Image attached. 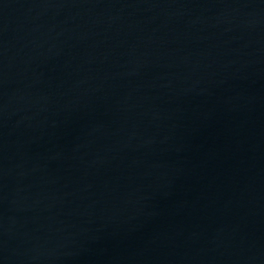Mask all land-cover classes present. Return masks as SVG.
<instances>
[{"label": "water", "instance_id": "1", "mask_svg": "<svg viewBox=\"0 0 264 264\" xmlns=\"http://www.w3.org/2000/svg\"><path fill=\"white\" fill-rule=\"evenodd\" d=\"M0 264H264V0H0Z\"/></svg>", "mask_w": 264, "mask_h": 264}]
</instances>
